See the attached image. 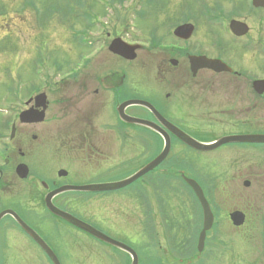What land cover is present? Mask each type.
<instances>
[{"label": "flooded vegetation", "instance_id": "af4514ba", "mask_svg": "<svg viewBox=\"0 0 264 264\" xmlns=\"http://www.w3.org/2000/svg\"><path fill=\"white\" fill-rule=\"evenodd\" d=\"M252 1L237 0L235 5L241 4V7L234 9L251 10L250 15L254 14L257 21V32L254 34L246 19H241L237 21L247 25L249 31L242 37L233 35L229 30L230 22L235 21L232 19L227 20L226 27L225 24H221V28L225 27L223 34L228 38L223 39L220 33L218 35L214 33L217 38L207 41L210 44L205 48L206 52L200 49L204 44L190 46L188 42L191 39L184 41L175 38L178 46L171 50L164 49V52L169 55L168 60L165 61L167 65L165 64L164 70L156 73L162 77L160 83L164 86L142 92L141 86L136 84L134 75L128 70L112 72L95 70L90 76L91 83L95 85L92 89L94 95L92 98L89 92L90 82L87 83L84 80L87 77L81 81L83 96L90 97L94 101L92 105L94 109L96 106L97 111L89 117L85 124L86 128L81 133L70 136L67 142L70 144L78 141L83 148L88 146L90 158H93L96 163L106 161L108 164L113 160L112 157L103 154L101 142L108 140L132 142L133 139L130 135L102 136L96 121L98 123L104 121L105 125L112 127L119 124L124 128L142 129L149 157L147 163L162 153L166 137L170 139L171 149L168 158L153 172L143 177V184L144 197L149 205L154 200H158L159 204L165 203L169 187L176 191V199L180 204H183L182 190H184L196 207L197 218H199L196 245L193 251L189 252L190 257L188 258L186 254L179 264H198L200 255H204L206 251L209 236L218 218L230 220L233 213H240L245 218V224L249 218H263L264 224L263 213L249 214L253 211L252 206L264 204V141H259V138L264 140V7L253 8ZM208 10L204 15L215 11L211 8ZM204 18L208 26L210 23L207 16ZM194 20L196 19L191 18L189 23L184 24L194 25ZM194 27L195 34L197 25ZM114 39H122L128 44H133L126 35L113 38L110 34H106V50L109 51V46ZM86 41L92 42L89 38ZM95 50L86 53L90 56L88 64L92 60L95 62L97 57H101V52L99 54L97 51L94 54ZM0 52H2L1 49ZM112 56L127 62L119 56L113 54ZM191 57H206L220 61L228 69L223 72L206 68L195 71L192 68ZM86 68L87 62H84L79 74L80 78L84 75L83 73L86 75L87 72L84 70ZM42 88L35 84L31 86L25 97L19 94L15 116L9 120L6 117H0V264H17L13 262L16 260L14 255L27 256L28 254L33 260L30 259L31 262L27 264H38V253L43 256L46 264H53L16 219L11 215L3 214L7 211L16 213L56 255L61 248L55 247L52 239H57L56 234L59 233H64L68 237V244L71 245L62 248L63 251L70 249L73 253L84 252L87 249L86 239L102 243L48 210L50 196L62 189L67 191L52 198V204L57 209L110 238L112 233L107 229L116 226V222L110 218L107 221H103L102 218H90L86 216L85 211L88 202L102 205L103 200L108 197L103 194L113 192H84L79 189L114 182L102 181V175L97 180H87L86 174L77 169L55 171L52 168L55 161L54 149L48 141L49 134L47 132L43 135L33 134L36 131L42 132L39 127L45 122L53 121L51 113L54 112V102L49 101ZM41 94L45 95V101L39 100L38 97ZM84 100L86 101L87 98ZM131 101H143L150 104L167 123L188 135L199 145L212 146L223 139L230 141L211 150L191 148L173 135L150 109L142 106H129L124 113L127 117L148 122L150 127L131 125L119 113L120 107ZM42 104L46 107L44 108ZM24 112H31L29 118L31 123L21 121L20 117ZM42 112L44 113L43 121L34 122ZM12 132H14L13 136ZM184 156L192 160L190 168L183 166L181 160ZM171 157H174L176 161L165 166L166 161ZM19 168L22 169L21 174L18 173ZM101 168L100 164L95 174L99 175ZM185 177L195 181L201 187L214 215V225L207 233L202 253H198V238L203 229V210L196 193L184 181ZM172 180L180 182L177 190L174 185L172 186ZM238 196L239 208L231 209L225 216L221 215L220 210H224L223 206L231 204V200ZM113 201L116 200L110 198V203ZM129 219L133 223L134 218ZM148 220L149 218L145 217V221ZM131 222L127 224V227L131 228ZM187 223L182 216L171 220L166 229L176 233L177 244H181H175L176 252L182 248V245L185 250L187 240L191 236L190 224ZM245 224L239 228H243ZM180 233H183L182 237Z\"/></svg>", "mask_w": 264, "mask_h": 264}, {"label": "rangeland", "instance_id": "374dc122", "mask_svg": "<svg viewBox=\"0 0 264 264\" xmlns=\"http://www.w3.org/2000/svg\"><path fill=\"white\" fill-rule=\"evenodd\" d=\"M111 1L0 0V39L2 40L0 117L6 116L7 120L14 117L17 111V96L22 94L25 97L31 86L35 84L39 88L43 87L42 90L46 92L49 101L54 102V112L51 113L53 121L45 122L39 127L42 132L36 131L37 133L33 132V134L43 135L46 132L49 134L48 141L54 149L55 157L52 168L55 171L80 170L86 174L87 180H97L102 175V181L119 182L142 169L149 160L142 129L124 128L119 124L112 127L105 125L104 121L99 123L96 121L102 136H133L132 142L108 140L100 143L103 154L113 159H109L111 163L108 164L106 161L96 163L90 158L88 146L83 148L78 141L70 144L67 142L70 136H75L86 128L85 124L92 113L96 114V106L94 109L92 105L94 101L90 99V97L94 98L92 89L95 88L91 83V73L94 74L95 70L102 72L128 70L134 75L136 84L141 86L140 90L147 92L149 89L164 86L160 83L162 77L156 74L164 70L167 65L165 61L168 60L169 55L164 49L178 46L177 40L172 36L173 31L182 24L189 23L191 18L196 19L193 23L197 27L188 44L190 46L204 44L200 47L204 52L210 44L207 41L217 38L214 33L217 35L220 33L223 39L228 38L223 34L228 24L227 20L246 19L253 34L257 32V21L254 14L250 15L251 10L234 9L241 7V4L235 5L237 0ZM148 1L150 4L147 5ZM210 8L215 10L210 11L212 13L210 17L216 18L215 23L218 26L212 24L207 26L205 23L204 14ZM139 12L143 13L141 18ZM96 22L97 27L94 25ZM221 24H225L224 29L221 28ZM85 30L86 37L93 38L95 42L92 48H87V52L79 43L82 38L81 33ZM106 34H110L113 38L126 35L130 42L139 45L141 49L136 50V59L133 62H122L114 58L105 48ZM94 49H96L94 54L97 51L99 54L101 52V57L87 64V68L84 69L86 75L83 73L81 78L79 74L74 76L73 72L80 70L81 56ZM89 58L90 56H87L86 60ZM83 78H86L84 80L87 83L90 82V97H84L82 94ZM84 98L87 100L85 101ZM13 102L15 104H12ZM73 104H76V107ZM175 161V158L171 157L166 161L165 166ZM191 161L187 156L182 157L181 160L183 166L188 168L191 167ZM100 164L101 173L97 175L95 173ZM173 185L177 190L180 182L172 180ZM182 191L183 204L177 201L176 191L168 187L167 201L162 206L158 200L152 201L149 205L144 197L143 179H140L127 188L103 194L108 197L103 200L102 205L88 202L85 208L86 216L102 218L103 221L110 218L115 221L116 226L107 229L112 233L111 238L134 249L139 256L140 264H179L186 254L189 258V252L195 248L199 227L196 207L190 196ZM235 197L231 200V204L223 206L224 210H220L221 215L225 216L231 209L239 208V196ZM110 198L116 201L110 203ZM252 208L253 211L249 214L257 212L264 214V204ZM182 216L185 222L190 224L191 236L187 240L185 250L182 245V248L177 249L176 252L174 248L178 242L176 233L166 229L171 220ZM145 217L149 220L145 221ZM129 218H134L133 223ZM129 222L132 223L131 228L127 227ZM262 224L263 218H249L243 228L236 229L229 218H218L209 236L206 251L204 255H200L198 264H264ZM180 236L182 237L183 233H180ZM56 238L52 241L55 247L61 248L57 255L62 264L131 263V259L122 251L97 243L93 239H86L87 246L85 243L84 246L87 249L84 252L73 253L70 249L62 250L66 246H71L64 233L56 234ZM13 257L16 258L13 262L17 264H27L32 259L30 254ZM37 258L38 264H46L41 254L38 253Z\"/></svg>", "mask_w": 264, "mask_h": 264}, {"label": "water", "instance_id": "95a60500", "mask_svg": "<svg viewBox=\"0 0 264 264\" xmlns=\"http://www.w3.org/2000/svg\"><path fill=\"white\" fill-rule=\"evenodd\" d=\"M253 5L256 8H260V7H264V0H253ZM231 31L234 33V35L241 37L245 34L248 33L249 28L248 26H246L245 24L238 22V21H233L231 22ZM194 32V27L191 25H184L181 26L179 28H177L174 32L175 36L182 39V40H188L192 37ZM138 49L137 46H128L126 44H124L121 40H115L114 42H112V45L110 47V51L116 55H119L121 57H123L126 60L129 61H134L137 57L136 55V50ZM191 64H192V68L195 71H198L199 69H211L217 72H223L226 71L228 68L226 67V65H224L222 62L220 61H215V60H209L205 57H191ZM40 98H43L42 100H44V96H41ZM43 105V104H42ZM133 105H137V106H142V107H147L148 109H150L155 115L156 117H158L160 120L163 121L165 127L173 134L175 135L178 139H180L183 143L187 144L188 146L192 147V148H198V149H203V150H211L216 148L217 146L227 143L230 140L229 139H223L221 141H219L217 144L212 145V146H202L199 145L195 140H193L192 138H190L188 135H186L185 133H183L182 131H180L179 129H177L176 127L170 125L169 123H167L156 111L155 109L148 103L143 102V101H131L128 102L126 104H124L120 110L119 113L121 115V117L127 121L128 123H130L131 125H139V126H143V127H150V124H148V122L143 121V120H139V119H132V118H128L124 115V111L126 109V107L128 106H133ZM46 106H44L45 108ZM43 115L44 113L42 112L40 114V116L34 120V122H42L43 121ZM27 116H31V113H25V115L23 117H27ZM23 121H27L26 118L23 119ZM29 121V120H28ZM152 127V126H151ZM259 141H264L263 139L259 138ZM170 148H171V143H170V139L168 138V136L166 137V147L164 149V151L155 159L153 160L151 163L147 164L145 167H143L141 170H139L137 173H135L133 176L127 178L124 181L121 182H117V183H112V184H102V185H93V186H86L83 188H79L80 191H84V192H111V191H116V190H120L123 189L131 184H133L134 182H136L137 180H139L140 178H142L144 175L148 174L149 172L153 171L155 168H157L168 156L169 152H170ZM20 169V168H19ZM21 170V169H20ZM185 182L194 190V192L196 193L198 200L201 204L202 210H203V214H204V224H203V229L202 232L200 233V237H199V243H198V251L201 253L204 249V245H205V240H206V235L207 233L212 229L213 224H214V216L210 210V207L204 197V194L201 190V188L199 187V185L190 179H186L184 178ZM67 191L66 189H62L58 192H56L55 194H53L51 197H53L54 195H57L61 192H65ZM48 209L56 216L68 221L69 223L75 225L76 227L80 228L81 230L87 232L88 234H90L91 236H93L94 238L102 241L103 243H106L108 245H111L117 249H120L122 251H124L125 253L129 254L132 258V263L131 264H139V260H138V256L137 254L134 252V250H132L130 247L114 241L108 237H106L105 235H103L102 233L98 232L97 230L93 229L92 227L78 221L77 219H75L74 217L56 209L52 204L51 201H48ZM8 214H11L15 217V219L18 221V223L20 224V226L23 228V230L30 235V237H32L38 244L39 246L46 252V254L50 257V259L53 261L54 264H60L56 255L51 251V249L44 243V241L34 232L32 231L27 225H25L20 219L19 217H17V215L13 212H8ZM231 221L233 222L234 226L236 227H240L244 224L245 218L240 214V213H234L231 216Z\"/></svg>", "mask_w": 264, "mask_h": 264}]
</instances>
